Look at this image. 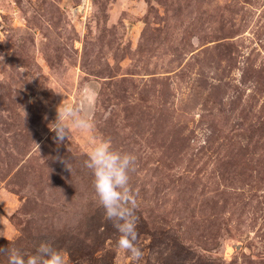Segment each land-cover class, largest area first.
<instances>
[{
    "label": "rangeland",
    "instance_id": "1",
    "mask_svg": "<svg viewBox=\"0 0 264 264\" xmlns=\"http://www.w3.org/2000/svg\"><path fill=\"white\" fill-rule=\"evenodd\" d=\"M65 102L93 126L57 143ZM100 137L137 156L139 261L84 165ZM42 241L68 264H264V0H0V264Z\"/></svg>",
    "mask_w": 264,
    "mask_h": 264
},
{
    "label": "clouds",
    "instance_id": "2",
    "mask_svg": "<svg viewBox=\"0 0 264 264\" xmlns=\"http://www.w3.org/2000/svg\"><path fill=\"white\" fill-rule=\"evenodd\" d=\"M94 95L89 88L87 94ZM51 130L57 143L68 136L69 127L90 130L92 122L72 104L60 103ZM84 165L91 171L97 203L104 209L105 217L113 221L119 233L118 247L133 261L143 256L137 245L136 190L131 184V173L136 171L137 156L133 152L117 150L107 138H91ZM7 264H68L66 255L47 241L40 242L31 254L13 246L3 248Z\"/></svg>",
    "mask_w": 264,
    "mask_h": 264
}]
</instances>
